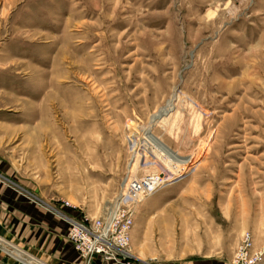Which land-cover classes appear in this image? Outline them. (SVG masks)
I'll list each match as a JSON object with an SVG mask.
<instances>
[{
    "label": "rangeland",
    "instance_id": "obj_1",
    "mask_svg": "<svg viewBox=\"0 0 264 264\" xmlns=\"http://www.w3.org/2000/svg\"><path fill=\"white\" fill-rule=\"evenodd\" d=\"M0 156L124 264H264V0H0Z\"/></svg>",
    "mask_w": 264,
    "mask_h": 264
},
{
    "label": "crops",
    "instance_id": "obj_2",
    "mask_svg": "<svg viewBox=\"0 0 264 264\" xmlns=\"http://www.w3.org/2000/svg\"><path fill=\"white\" fill-rule=\"evenodd\" d=\"M7 165L0 156V264H124L118 255L83 257L67 235L64 216L79 215V207L69 204L64 214L40 204L38 189L24 185Z\"/></svg>",
    "mask_w": 264,
    "mask_h": 264
},
{
    "label": "built area",
    "instance_id": "obj_3",
    "mask_svg": "<svg viewBox=\"0 0 264 264\" xmlns=\"http://www.w3.org/2000/svg\"><path fill=\"white\" fill-rule=\"evenodd\" d=\"M67 235L86 259L94 254L126 255L131 242L133 211L128 205L114 203L103 214L80 213L67 216ZM248 238V235H245Z\"/></svg>",
    "mask_w": 264,
    "mask_h": 264
}]
</instances>
